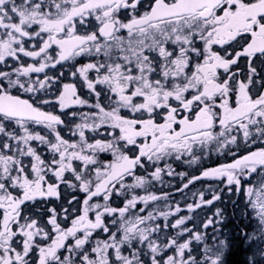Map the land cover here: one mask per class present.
I'll return each instance as SVG.
<instances>
[{
    "label": "snow or ice",
    "instance_id": "1",
    "mask_svg": "<svg viewBox=\"0 0 264 264\" xmlns=\"http://www.w3.org/2000/svg\"><path fill=\"white\" fill-rule=\"evenodd\" d=\"M0 264H264V0H0Z\"/></svg>",
    "mask_w": 264,
    "mask_h": 264
},
{
    "label": "flooded vegetation",
    "instance_id": "2",
    "mask_svg": "<svg viewBox=\"0 0 264 264\" xmlns=\"http://www.w3.org/2000/svg\"><path fill=\"white\" fill-rule=\"evenodd\" d=\"M173 167L176 169L177 172H189V174H198V172H196L195 169H190L188 168L187 165H184V164H181L180 162H174L173 163ZM164 185H156L152 191H154L156 194H163V193H169L170 194V201L175 204L176 203V200H175V197L176 195H178L180 192H177L176 189L181 187L182 186V181L180 180L179 177H167L165 176L164 178ZM208 183H211V182H208V181H198L196 182L194 185H190L188 189H185L184 191H190L191 189H193L194 187L196 188H199V187H204V191L206 193V198H208V193H207V190L205 188V186L208 184ZM171 185V186H169ZM194 202V198H189L185 203H191ZM185 204V205H186ZM185 205H181V207H185ZM230 207V206H229ZM211 212H212V209H210V211H208L205 215H204V218L206 216H210L211 215ZM188 213L186 211L182 212L180 215H187ZM229 214L231 215V208H230V211H229ZM234 223L233 222H229L227 223V227L225 229V231H232L234 230L238 225L242 227V225H240V221L238 219H236L235 217L232 218Z\"/></svg>",
    "mask_w": 264,
    "mask_h": 264
},
{
    "label": "rangeland",
    "instance_id": "3",
    "mask_svg": "<svg viewBox=\"0 0 264 264\" xmlns=\"http://www.w3.org/2000/svg\"><path fill=\"white\" fill-rule=\"evenodd\" d=\"M196 187H198V186H196ZM196 187L191 189L189 192L188 191H183L182 193L180 192L178 195H176V197H175L176 203H179L180 206L181 205H185L186 204L185 202L189 198H194L195 199L194 193H198L199 191H202V190L204 191V187H199V188H196ZM191 203H192V201H191ZM208 211H210V208H207V207H205L203 209H198L196 211V213L193 214L194 215V221L191 222V223H195V224L198 225L200 223V221L204 219V215ZM187 215H189V213ZM191 223H190V226H191ZM245 223H247V221H245Z\"/></svg>",
    "mask_w": 264,
    "mask_h": 264
},
{
    "label": "trees",
    "instance_id": "4",
    "mask_svg": "<svg viewBox=\"0 0 264 264\" xmlns=\"http://www.w3.org/2000/svg\"><path fill=\"white\" fill-rule=\"evenodd\" d=\"M243 259V254L242 253H238L235 257L234 260H242Z\"/></svg>",
    "mask_w": 264,
    "mask_h": 264
}]
</instances>
